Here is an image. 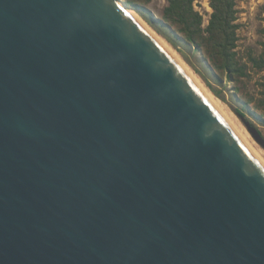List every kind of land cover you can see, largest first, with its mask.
Returning a JSON list of instances; mask_svg holds the SVG:
<instances>
[{
	"label": "water",
	"instance_id": "obj_1",
	"mask_svg": "<svg viewBox=\"0 0 264 264\" xmlns=\"http://www.w3.org/2000/svg\"><path fill=\"white\" fill-rule=\"evenodd\" d=\"M0 264H264V160L120 0H0Z\"/></svg>",
	"mask_w": 264,
	"mask_h": 264
},
{
	"label": "rangeland",
	"instance_id": "obj_2",
	"mask_svg": "<svg viewBox=\"0 0 264 264\" xmlns=\"http://www.w3.org/2000/svg\"><path fill=\"white\" fill-rule=\"evenodd\" d=\"M124 1L139 14L155 33L172 46L202 84L214 96L223 101L229 110L234 113L235 108H241L246 115V119L260 131L264 138V108L261 107L262 104L260 103V100L264 98V87L262 86L264 72L252 68L247 58L249 51L253 52L254 55H259L263 52L261 43L264 41V35L261 30L264 28V14L262 12L264 0H236L235 23L239 26L236 30L237 40L235 50L238 57L242 58V61L248 62L250 68V75L248 77H241L237 81L230 80L223 70L214 67L212 61L208 60L202 48H196V46L188 43L180 34H177L176 38L179 39H175L176 44H172L162 32L154 28L144 18L142 13L150 16L153 20H160L163 9L168 4L167 0H150L145 3L138 0ZM193 5L201 13L203 17L202 27L205 28L208 25L212 12L209 0H194ZM156 25L168 35L176 33L174 29L170 28L169 24ZM234 115L243 124L235 113ZM255 142L258 143L257 141ZM257 145L264 150L259 143Z\"/></svg>",
	"mask_w": 264,
	"mask_h": 264
},
{
	"label": "trees",
	"instance_id": "obj_3",
	"mask_svg": "<svg viewBox=\"0 0 264 264\" xmlns=\"http://www.w3.org/2000/svg\"><path fill=\"white\" fill-rule=\"evenodd\" d=\"M149 2L150 0H138ZM168 4L163 9L160 20H153L150 16L142 13L144 18L158 31L162 32L166 38L176 44L177 34L184 37V40L196 48H202L208 60L212 61L214 67L223 70L227 77L232 81H237L241 77H248L249 66L264 72V41H262L263 52L254 55L249 51L247 61H242L238 57L236 48V30L238 24L236 20V0H209L212 12L208 25L203 28V17L194 8V0H167ZM133 3V1H131ZM264 14V6L262 9ZM264 20V16H263ZM156 24H169L170 28L176 33L170 35L164 33ZM264 35V28L261 30ZM211 63V62H210ZM262 86L264 87V75L262 76ZM261 107L264 108V98L260 100ZM260 106V105H259ZM240 115L246 116L241 108H235Z\"/></svg>",
	"mask_w": 264,
	"mask_h": 264
},
{
	"label": "bare ground",
	"instance_id": "obj_4",
	"mask_svg": "<svg viewBox=\"0 0 264 264\" xmlns=\"http://www.w3.org/2000/svg\"><path fill=\"white\" fill-rule=\"evenodd\" d=\"M120 2L129 10L131 11L153 34H155L177 57L178 59L189 69V71L193 74V76L197 79V81L201 84V86L205 89V91L212 97V99L220 106V108L226 113V115L231 119V121L236 125L245 139L251 144V146L255 149V151L260 155V157L264 160V150L257 145L258 143L255 142L254 138L251 136L250 132L247 128L238 120V118L234 115V113L227 108V106L221 101L219 98L213 95L211 91H209L202 82L198 79V77L194 74V72L187 66L177 52L170 46L163 38H161L157 33L151 29L148 24L139 16V14L132 9L129 5L126 4V1L120 0Z\"/></svg>",
	"mask_w": 264,
	"mask_h": 264
}]
</instances>
